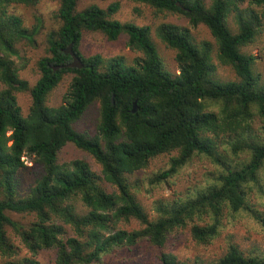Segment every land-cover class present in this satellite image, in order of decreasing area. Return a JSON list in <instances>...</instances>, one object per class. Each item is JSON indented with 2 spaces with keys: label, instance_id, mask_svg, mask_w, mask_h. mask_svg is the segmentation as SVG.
I'll use <instances>...</instances> for the list:
<instances>
[{
  "label": "trees",
  "instance_id": "trees-1",
  "mask_svg": "<svg viewBox=\"0 0 264 264\" xmlns=\"http://www.w3.org/2000/svg\"><path fill=\"white\" fill-rule=\"evenodd\" d=\"M41 1L0 0V82L5 86L0 91V264H40L44 250L56 251V264H104L114 250L142 241L152 247L154 264H264L259 250L237 244L209 263L180 260L165 251L170 235L187 227L195 242L211 244L226 211L233 216L246 212L264 231V212L249 202L255 190L264 193V127L260 135L253 131L255 120L264 119V80L256 70L257 57L243 51L263 32L264 0H131L184 16L194 28L204 25L211 33L216 48L198 43L179 26L157 29L158 39L176 51V75L165 69L151 27L113 19L120 2L79 11L80 0H59L55 17L60 27L48 34L49 56L38 61L41 77L32 87L20 77L14 58L21 59L20 42L35 44L43 21L37 19L30 30L16 8H33ZM84 33H101L111 42L127 35L129 46L144 59L127 67L123 57H86L81 52ZM70 46L84 68H66L73 62L67 54ZM214 53L237 80L220 77ZM68 75L74 77L63 103L48 106L49 96ZM21 92L32 96L27 117L18 105ZM96 102L100 121L91 138L77 132L74 124ZM67 144L93 157L101 174L83 160L60 164L59 153ZM173 153L177 155L168 168L150 178V185L172 180L197 157L209 159L222 174L192 194L159 202L151 219L130 177ZM25 156L35 157L44 174L20 198L16 176L26 167ZM10 214L35 220L24 226ZM130 220L141 228H120ZM21 247L30 257L21 256Z\"/></svg>",
  "mask_w": 264,
  "mask_h": 264
},
{
  "label": "rangeland",
  "instance_id": "rangeland-1",
  "mask_svg": "<svg viewBox=\"0 0 264 264\" xmlns=\"http://www.w3.org/2000/svg\"><path fill=\"white\" fill-rule=\"evenodd\" d=\"M114 2H120L121 8L113 16V19L122 23H132L139 27H151L152 38L164 62V67L171 74H179L180 67L175 59L176 51L168 48L156 35V31L160 26L164 24L179 26L182 29L188 30L198 43L209 42L215 48L217 47L214 38L206 26L200 25L194 28L184 16L159 12L154 8L131 0H80L78 10L82 11L90 5H98L103 9H107ZM247 7L248 3L242 5L243 9ZM58 8L59 0H42L39 5L33 8H16L18 14L23 18L27 28L30 30L37 26V19H42L43 21V28L34 36L35 44H30L26 40L20 42L17 48L20 51L21 59L14 58L16 65L21 68L19 73L20 77L28 81L32 87L41 77V73L37 67L38 61L43 57L49 56L48 34L57 31L60 27V22L55 17V12ZM233 17L231 16L228 21L230 28L235 33L238 29ZM128 43L129 38L127 35H122L117 41L111 42L101 33H84L81 52L86 57L97 54L107 59L123 57L128 65L127 67H133L136 60L144 59V55L132 49ZM243 51L257 57L256 70L262 75V79L264 80V27L263 32L257 37L255 43L244 48ZM214 52H216V49ZM213 60L217 66V73L221 78L233 81L237 80L234 71L229 67L221 65L215 53ZM73 77L74 75L66 76L57 89L51 93L47 100L48 106L57 107L63 103L64 96L68 92ZM4 88L5 86L0 82V91ZM17 100L22 115L27 117L33 104L30 92L18 93ZM99 121L100 104L96 102L74 124V128L77 132L92 138L98 133ZM263 127L264 119L257 118L253 124L254 133L260 135L261 128ZM175 155L177 154L173 153L172 155L160 156L154 161H151L147 168L130 177V181L137 184L134 193L151 219L156 217L157 213L155 209L159 202L173 201L192 194L197 188L200 189L208 186L209 183L215 181V178L222 174V169L209 159L197 157L172 180L170 179L162 185H150L149 179L167 169L170 158ZM243 159H245L244 155L237 160L240 161ZM23 160L26 167L19 171L16 176L18 185L17 193L20 198L26 197L36 181L44 174L43 166L37 162L35 157L25 156ZM76 160L87 162L93 171L101 174V166L97 164L93 157L78 149L73 144H67L59 153V163L62 165L72 163ZM229 160L232 162L231 158ZM232 165H235V162ZM105 187L109 191H112L110 186L105 185ZM249 202L251 206L264 212L263 192L260 193L258 190H255ZM10 216L24 226L29 225L35 220L34 216H21L17 214H10ZM119 226L121 229L127 231L141 228L140 224L135 220L122 222ZM9 231L15 238L16 243L19 244L20 241L14 232L12 230ZM232 244L239 245L243 250L257 249L259 250V254H264V231L246 212H241L233 216L226 211L219 235L209 245H200L195 242L191 236L190 227H187L170 235L165 251L174 254L180 260L194 262L195 259H198L209 263L223 257ZM20 251L22 257H30V254H28L25 248L21 247ZM152 254L150 244L147 241H142L133 247H123L114 250L113 253L104 257V264H154L156 261L153 259ZM38 260L40 264H56V251H42Z\"/></svg>",
  "mask_w": 264,
  "mask_h": 264
},
{
  "label": "water",
  "instance_id": "water-1",
  "mask_svg": "<svg viewBox=\"0 0 264 264\" xmlns=\"http://www.w3.org/2000/svg\"><path fill=\"white\" fill-rule=\"evenodd\" d=\"M67 54H69L72 57L73 62L68 66H66V68H76V69L84 68V64L82 60L79 57H77L76 53L72 49V46L68 48Z\"/></svg>",
  "mask_w": 264,
  "mask_h": 264
}]
</instances>
